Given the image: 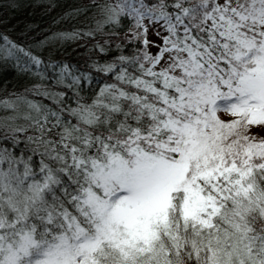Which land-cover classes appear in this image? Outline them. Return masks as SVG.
<instances>
[{
	"label": "snow or ice",
	"instance_id": "6c2138e0",
	"mask_svg": "<svg viewBox=\"0 0 264 264\" xmlns=\"http://www.w3.org/2000/svg\"><path fill=\"white\" fill-rule=\"evenodd\" d=\"M104 12L140 54L81 68L0 31L38 81L0 99V264H264V0Z\"/></svg>",
	"mask_w": 264,
	"mask_h": 264
},
{
	"label": "trees",
	"instance_id": "16d2710c",
	"mask_svg": "<svg viewBox=\"0 0 264 264\" xmlns=\"http://www.w3.org/2000/svg\"><path fill=\"white\" fill-rule=\"evenodd\" d=\"M116 2L117 0H0V31L25 46L32 45L34 53L42 52L45 58L63 59L81 68L85 62L90 64L96 60L104 63L121 54V50L116 48L117 44H122L123 55L140 54L143 45L133 38L136 30L130 18L122 17L119 24L105 22V6H112ZM96 4L100 7H96ZM72 32H80L81 37L63 40L54 39L53 36ZM87 32H93L94 35H83ZM112 33L117 35L113 37ZM42 41L47 42L43 49L40 47ZM97 45L103 46L106 52L101 53ZM148 50L150 52V48ZM93 75L97 80L102 79L101 75ZM37 82L9 61L0 67V99H11L12 94H23L25 89Z\"/></svg>",
	"mask_w": 264,
	"mask_h": 264
},
{
	"label": "rangeland",
	"instance_id": "374dc122",
	"mask_svg": "<svg viewBox=\"0 0 264 264\" xmlns=\"http://www.w3.org/2000/svg\"><path fill=\"white\" fill-rule=\"evenodd\" d=\"M148 38H149V40H157V38L151 33V31L149 32V36H148ZM157 42H159V41L157 40ZM150 52H151L152 54H155L156 49L150 47ZM253 132H254V133L264 134V130H261V129H253Z\"/></svg>",
	"mask_w": 264,
	"mask_h": 264
}]
</instances>
